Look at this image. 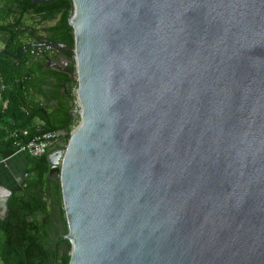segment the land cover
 <instances>
[{
	"label": "water",
	"instance_id": "water-1",
	"mask_svg": "<svg viewBox=\"0 0 264 264\" xmlns=\"http://www.w3.org/2000/svg\"><path fill=\"white\" fill-rule=\"evenodd\" d=\"M70 1L67 264H264V0Z\"/></svg>",
	"mask_w": 264,
	"mask_h": 264
},
{
	"label": "trees",
	"instance_id": "trees-1",
	"mask_svg": "<svg viewBox=\"0 0 264 264\" xmlns=\"http://www.w3.org/2000/svg\"><path fill=\"white\" fill-rule=\"evenodd\" d=\"M71 5L70 0L40 4L0 0V50L5 51L0 55V154L42 133H61L44 155L26 154L23 184L8 196L7 215L0 221L2 264H67L69 260L68 241L60 235L54 243V220L60 221L61 234L67 233V227L60 185L52 178L58 169L50 168L47 155L64 149L74 128L76 83L52 65L47 52L35 56L31 49L43 42L64 44L65 70H75L73 32L67 23Z\"/></svg>",
	"mask_w": 264,
	"mask_h": 264
},
{
	"label": "crops",
	"instance_id": "crops-1",
	"mask_svg": "<svg viewBox=\"0 0 264 264\" xmlns=\"http://www.w3.org/2000/svg\"><path fill=\"white\" fill-rule=\"evenodd\" d=\"M27 167L28 159L25 153L9 148L0 154V221L7 212L8 196L22 186ZM3 240L4 236L0 231V243Z\"/></svg>",
	"mask_w": 264,
	"mask_h": 264
},
{
	"label": "built area",
	"instance_id": "built-area-1",
	"mask_svg": "<svg viewBox=\"0 0 264 264\" xmlns=\"http://www.w3.org/2000/svg\"><path fill=\"white\" fill-rule=\"evenodd\" d=\"M54 51L50 46L40 47L35 46L31 49V54L38 56L43 52ZM1 90H4V86L1 85ZM1 98V97H0ZM75 109H77V101L75 98ZM26 134L25 131H23ZM61 133L58 131H49L35 136L24 145L20 146L16 150L22 153H25L32 157H39L46 153V149L49 143L53 140H56Z\"/></svg>",
	"mask_w": 264,
	"mask_h": 264
},
{
	"label": "flooded vegetation",
	"instance_id": "flooded-vegetation-1",
	"mask_svg": "<svg viewBox=\"0 0 264 264\" xmlns=\"http://www.w3.org/2000/svg\"><path fill=\"white\" fill-rule=\"evenodd\" d=\"M66 50H68V49H66ZM65 51L62 52V55L64 58H65V56H64ZM46 55L49 58L52 65L56 66L57 68L60 67V63L63 61V59H61V55L58 51H55V50L49 51V52H47ZM54 224H55V233L53 235H54V243H55L58 240V236L61 235V239H63L64 235L61 234V232H60V228H61L60 221L55 219Z\"/></svg>",
	"mask_w": 264,
	"mask_h": 264
},
{
	"label": "rangeland",
	"instance_id": "rangeland-1",
	"mask_svg": "<svg viewBox=\"0 0 264 264\" xmlns=\"http://www.w3.org/2000/svg\"><path fill=\"white\" fill-rule=\"evenodd\" d=\"M49 24V23H48ZM2 47V43L0 42V48Z\"/></svg>",
	"mask_w": 264,
	"mask_h": 264
}]
</instances>
